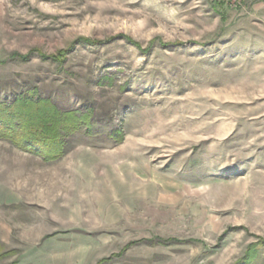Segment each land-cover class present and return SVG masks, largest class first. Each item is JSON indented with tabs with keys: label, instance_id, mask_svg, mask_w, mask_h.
I'll use <instances>...</instances> for the list:
<instances>
[{
	"label": "rangeland",
	"instance_id": "374dc122",
	"mask_svg": "<svg viewBox=\"0 0 264 264\" xmlns=\"http://www.w3.org/2000/svg\"><path fill=\"white\" fill-rule=\"evenodd\" d=\"M20 94L91 128L0 140V264H264V0H0Z\"/></svg>",
	"mask_w": 264,
	"mask_h": 264
},
{
	"label": "trees",
	"instance_id": "16d2710c",
	"mask_svg": "<svg viewBox=\"0 0 264 264\" xmlns=\"http://www.w3.org/2000/svg\"><path fill=\"white\" fill-rule=\"evenodd\" d=\"M91 113V109L82 113L60 110L47 97L20 94L11 100L0 101V140L45 160L57 159L63 154L65 137L82 125L87 130L91 128ZM116 133L113 131L112 137H116Z\"/></svg>",
	"mask_w": 264,
	"mask_h": 264
}]
</instances>
